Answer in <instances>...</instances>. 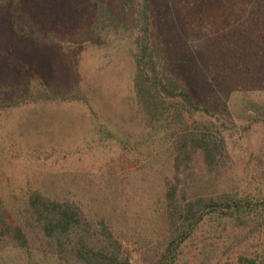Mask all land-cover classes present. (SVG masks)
<instances>
[{
    "label": "rangeland",
    "instance_id": "rangeland-1",
    "mask_svg": "<svg viewBox=\"0 0 264 264\" xmlns=\"http://www.w3.org/2000/svg\"><path fill=\"white\" fill-rule=\"evenodd\" d=\"M178 8L177 0H150L154 39L169 72L197 104L215 113L186 117L223 137L228 176L234 179L227 187L246 189L264 173V123L250 122L246 112L248 101L264 102V60L257 62L256 76L246 71L251 62L192 50ZM91 15L88 0H0V95L7 98L13 94L7 89L19 85L34 92L79 91L94 111L77 102L15 108L1 103L0 198L8 219L15 220L30 190L66 197L88 217L121 232L133 264H143L135 242L157 235L147 210L156 205L170 168L159 144H144L133 90L132 38L121 29L105 39H79ZM235 262L229 253L219 264ZM25 263L20 252L0 253V264Z\"/></svg>",
    "mask_w": 264,
    "mask_h": 264
},
{
    "label": "trees",
    "instance_id": "trees-1",
    "mask_svg": "<svg viewBox=\"0 0 264 264\" xmlns=\"http://www.w3.org/2000/svg\"><path fill=\"white\" fill-rule=\"evenodd\" d=\"M88 2L90 24L78 38L105 39L121 29L132 38L133 90L146 132L144 144H159L170 168L162 177L156 205L147 210L157 235L135 242L143 264H219L229 253L235 255V264H264V173L246 189L227 187L234 179L228 176L223 137L209 125L189 124L186 117L215 113L197 104L169 72L154 39L150 0ZM177 2L192 50L209 49L239 64L251 62L246 71L256 76L261 72L256 65L264 60V0ZM7 90L13 94L0 95V104L7 108L59 101L82 103L93 111L79 91L34 92L20 85ZM246 112L250 122L264 123V102L248 101ZM121 144L126 146L125 141ZM128 243L109 222L88 217L66 197L30 190L15 220L8 219L0 198V253L20 252L25 264H133Z\"/></svg>",
    "mask_w": 264,
    "mask_h": 264
}]
</instances>
